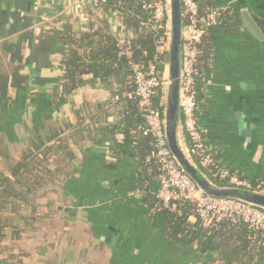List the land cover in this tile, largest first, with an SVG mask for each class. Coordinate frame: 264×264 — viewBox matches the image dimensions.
Instances as JSON below:
<instances>
[{"label": "crops", "instance_id": "0c3cea01", "mask_svg": "<svg viewBox=\"0 0 264 264\" xmlns=\"http://www.w3.org/2000/svg\"><path fill=\"white\" fill-rule=\"evenodd\" d=\"M80 1L0 0V171L51 127L81 123L95 138L74 147L73 173L56 181L47 197L21 203L27 219L2 216L7 239L1 234L0 264H210L211 255L203 256L200 245L175 244L154 223L137 187L156 193L159 183L140 160L129 152L112 157L110 131L121 114L110 91L90 82L91 76L72 95L55 90L64 73V36L92 33L104 20L119 42L128 36L117 13ZM210 2L225 15L214 28L205 72L204 141L221 164L249 181H262L264 39L253 36L243 16L264 36V0ZM113 138L124 143L127 137ZM10 224L22 231L13 246Z\"/></svg>", "mask_w": 264, "mask_h": 264}, {"label": "trees", "instance_id": "16d2710c", "mask_svg": "<svg viewBox=\"0 0 264 264\" xmlns=\"http://www.w3.org/2000/svg\"><path fill=\"white\" fill-rule=\"evenodd\" d=\"M200 13L206 16L212 9L210 0H196ZM141 0H104L100 2V11H110L118 14L124 31L128 34L124 39L126 45L124 54L119 39L111 32L106 20L92 33H85L80 37L64 36L67 53L63 60L62 81L55 90L62 95H72L79 88L89 84L85 79L91 76V81L110 91L111 100L120 108L121 121L119 126L111 129V148L114 160L122 154L131 153L139 159V164L146 173L160 181L161 170L157 160L149 159L153 149V140L144 136V118L137 98L128 95L135 91V77L132 64L148 66L155 64L162 74H166V52L162 49L160 39L165 31L159 29L150 18L151 15L143 8ZM91 8V7H90ZM224 12L221 11L217 19L218 24L223 21ZM185 22L187 17L184 16ZM217 24V25H218ZM209 27L207 34L199 44L197 60L196 91L198 108L196 117L205 116L207 111L204 104L205 72L211 65L213 44L211 41L214 28ZM165 92L159 89L156 93V103L163 108L162 100ZM118 100H115L116 97ZM82 124H62L49 128L44 134L38 135L30 141V145L22 149L20 158L10 163L6 169L0 171V216H7L11 221L27 219L21 212L22 204H28L32 197H47L53 185L65 181L73 173L76 164V145L81 141H95L87 136ZM116 133L124 134L127 138L124 143H118L113 136ZM135 145L131 150L128 146ZM216 157L218 155L214 153ZM197 163V160L194 159ZM198 164V163H197ZM201 171L216 185L231 186L227 179L215 178L209 169L200 167ZM242 177V176H241ZM48 178V179H47ZM152 178V179H153ZM243 178V177H242ZM245 179V178H244ZM148 180V179H146ZM47 181V182H45ZM51 182V183H50ZM252 189L257 190L264 180L249 181ZM143 192L144 205L148 209L155 224L165 229L166 237L175 244L195 242L200 245L201 254L211 255L210 264H251L264 261V237L261 234L254 236L243 223L232 225L224 222L217 226L204 227L199 220H192L193 206L186 204L176 209L162 207L156 194L148 187H137ZM159 188V187H158ZM158 191V190H157ZM31 196V197H30ZM20 203V204H19ZM13 215V216H12ZM29 219V218H28ZM196 219V218H195ZM0 222V236L5 240L7 235ZM12 235L9 236L13 246L16 239L22 236V231L10 224ZM4 234V235H3ZM0 237V239H1ZM6 237V238H5ZM13 243V244H12Z\"/></svg>", "mask_w": 264, "mask_h": 264}, {"label": "built area", "instance_id": "2783aa9c", "mask_svg": "<svg viewBox=\"0 0 264 264\" xmlns=\"http://www.w3.org/2000/svg\"><path fill=\"white\" fill-rule=\"evenodd\" d=\"M143 8L151 15L150 20L159 29L165 31L160 44L168 52L170 38V2L169 0H141ZM101 0L80 1L81 5L100 11ZM184 16L187 17L183 30V65L181 88L182 134L186 150L195 164L200 168L209 169L215 178L227 179L231 187L252 189L249 180L230 170L218 160L214 152L204 141L200 119L196 117L198 108L196 78L198 74L197 60L199 44L207 34L209 27L217 26L220 10L212 9L206 16L201 15L196 0H182ZM124 54L126 42H119ZM130 56V54H129ZM136 89L128 95L137 98L144 118L143 134L153 140V149L149 159L157 160L160 165L161 177L156 194L158 203L164 208L176 209L178 206L190 204L193 206V217L202 226H217L220 223L232 225L243 223L254 236L264 237V210L241 201L210 197L202 193L195 183L181 170L174 160L166 140L164 107H158L155 97L159 89L166 90L162 74L155 64L140 66L132 64ZM117 96L115 100H118ZM163 105V100H162ZM263 183L256 191L261 189Z\"/></svg>", "mask_w": 264, "mask_h": 264}, {"label": "water", "instance_id": "95a60500", "mask_svg": "<svg viewBox=\"0 0 264 264\" xmlns=\"http://www.w3.org/2000/svg\"><path fill=\"white\" fill-rule=\"evenodd\" d=\"M170 2V38L167 57V71L162 81L166 83L163 98L165 134L169 150L181 168L199 188L210 197L231 199L253 205L264 210V192L231 186H218L213 183L195 164L188 154L182 134L181 88L183 65V30L185 25L182 0ZM245 27L256 38L263 40L261 29L247 14H244Z\"/></svg>", "mask_w": 264, "mask_h": 264}, {"label": "rangeland", "instance_id": "374dc122", "mask_svg": "<svg viewBox=\"0 0 264 264\" xmlns=\"http://www.w3.org/2000/svg\"><path fill=\"white\" fill-rule=\"evenodd\" d=\"M167 55H166V61H167V57H168V52L166 53ZM167 74V73H166ZM241 176V175H240ZM48 179V178H47ZM45 182H47V181H45ZM51 183V182H50ZM47 184H48V182H47ZM31 197V196H30ZM42 198V197H41ZM37 199H39V197H32L31 199H29V201L28 202H26V203H33V202H35ZM20 204V203H19ZM1 207H3L2 206V204H0V210H2V208ZM0 213H2L1 211H0ZM1 219H2V216H0V222H1ZM6 223H7V220H6ZM46 230H48V228L46 227L45 228Z\"/></svg>", "mask_w": 264, "mask_h": 264}]
</instances>
